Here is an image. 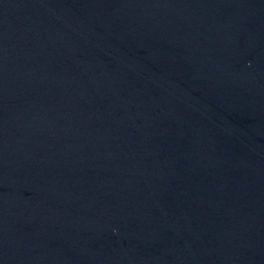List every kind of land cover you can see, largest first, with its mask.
Masks as SVG:
<instances>
[{"label": "water", "instance_id": "obj_1", "mask_svg": "<svg viewBox=\"0 0 264 264\" xmlns=\"http://www.w3.org/2000/svg\"><path fill=\"white\" fill-rule=\"evenodd\" d=\"M0 264H264V0H0Z\"/></svg>", "mask_w": 264, "mask_h": 264}]
</instances>
